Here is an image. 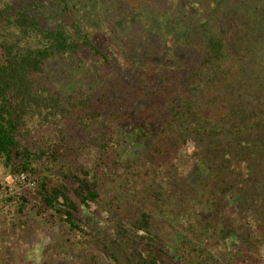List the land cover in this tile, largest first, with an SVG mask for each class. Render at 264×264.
Returning a JSON list of instances; mask_svg holds the SVG:
<instances>
[{"label":"trees","instance_id":"1","mask_svg":"<svg viewBox=\"0 0 264 264\" xmlns=\"http://www.w3.org/2000/svg\"><path fill=\"white\" fill-rule=\"evenodd\" d=\"M76 1L0 0V167L42 176L39 212L52 211L53 221L61 219L72 231L87 232L81 226L87 218L84 209L96 204L143 233L142 239L148 235L159 239L165 225L159 215L173 207L201 203L208 206L201 213V227L216 233L226 248L228 240L238 236L248 252L261 253L264 232L254 238L250 225L240 217H244L242 211L231 213L228 199L252 194L264 200V0H222L214 17L194 11L193 0L177 6L181 34L199 43L202 59L195 65L185 62L184 68L159 79H146L150 88L142 89L150 105L147 114L166 116L160 117V128L135 129L137 136L152 138V146L143 153L147 165L145 158L140 159L143 154L124 160L120 152L121 124L137 90L107 72L112 64L109 55L81 23ZM78 1L96 2L113 34L137 45L146 40L147 14L156 13L154 6L135 9L117 7L109 0L106 4L104 0ZM225 12L238 20L246 35L251 33L244 43L246 52L239 53L240 75L224 89L225 99H236L234 112L213 109L209 88L213 76L227 73V60L232 59L227 34L218 28L227 19ZM253 37H258L256 44ZM137 54L150 60L156 55L146 48ZM132 62L137 64L138 56ZM66 67L96 77L103 70L107 80L100 90L86 86L65 90L50 73ZM190 138L196 142L194 153L202 160L200 167L209 176L184 185L170 178L167 186L156 164L161 158L169 159L171 150ZM94 152L96 162L90 167L84 158ZM255 155L257 162L251 165ZM243 160L249 162L248 174L236 169ZM192 243L190 236L184 237L185 249ZM151 246L147 243L142 251L135 248L129 264H180L178 253L171 257L170 249L147 248ZM196 256L187 263L224 264L208 248L202 247ZM93 258L97 262V256Z\"/></svg>","mask_w":264,"mask_h":264},{"label":"rangeland","instance_id":"2","mask_svg":"<svg viewBox=\"0 0 264 264\" xmlns=\"http://www.w3.org/2000/svg\"><path fill=\"white\" fill-rule=\"evenodd\" d=\"M110 1H113L117 7L129 5L131 8L137 9L140 7L139 5L154 6L155 11L153 12H156L147 14L146 24L143 28V36L146 37V40L137 45L135 41L132 42L126 38L121 40L118 35L113 34L108 21L103 17V12L96 2L82 4L78 0L76 1L81 23L94 41L105 48L109 55L112 64H110L107 72L110 71L118 79H123L131 88L137 90L136 94L131 96L134 104L120 129L124 134L122 135L124 137L123 145L120 147L121 155L124 156V160L131 157L132 160H136L139 158H135L136 155L147 152L148 148L152 146V138L137 136L135 129L141 126L146 132L157 127V125L160 128V117H166L164 113L158 117L152 116V113L147 114L150 105L142 89L145 87L144 91L147 92L150 88L149 84L145 82L146 79H159L161 75L169 71L180 70L181 67L184 68L185 62L195 65L202 59L201 46L197 41L185 38L181 34L183 28L178 20L177 10L179 9L177 6L183 0ZM193 1L196 2L192 7L194 11H201L204 15L206 13L214 17L218 10L217 6L221 5L222 0ZM106 2L108 0H104L102 3L106 4ZM224 16L227 19L221 20L218 28L227 34V45L232 59L227 60L226 68L228 71L226 74L219 72V77L218 75L211 76L209 88H211L210 97H213L211 99L213 109L223 111L229 109L234 112L235 108L233 107L236 105V99H225L224 89L229 82L232 83L240 75V69L237 65L242 59H240L239 53L246 52L244 43L250 39L251 33L246 35L243 27L238 24V20L233 19L229 12H225ZM157 20L160 23H157ZM253 38L256 44L258 37ZM143 48L156 53L155 57L150 60L138 55L137 52ZM135 56H138V63L134 65L132 59ZM157 68H161L162 71L155 70ZM70 70L69 67L60 68V70L55 69L50 75L54 82L65 90L79 86L100 90L107 80V72H103V70H100L98 77L86 70L79 73ZM195 144L193 138H190L187 144H181L175 151L171 150L169 159L165 161L161 158L156 164L159 165L158 169H160L159 178L167 186L171 183L170 178H173L177 185H184L189 182L197 184L207 179L209 172H205L204 168L200 167L202 160L194 153ZM250 152L253 153L252 150ZM144 155L146 154L140 155V159L143 161L145 158L144 165H147L148 160ZM255 157L256 155L253 156L251 165L254 160L257 162V157ZM96 158L97 155L94 152L84 158V161L92 167L95 165ZM248 164V161L243 160L241 166L237 165L236 169H241L245 174H248L250 169ZM252 168L254 169V166ZM167 170H170L172 177L168 176ZM19 173L21 172L13 173L11 170L0 167V181H8V187H18L19 183H16L15 178ZM27 173L36 178L38 181L37 188L28 191L20 199L10 196L0 201V264H129V259L134 261L132 254L135 248L142 251L146 249L147 243L152 245L147 248L163 246L165 249H170L168 253L171 257L178 253L181 257L180 264H188L187 261L196 258L202 247L208 248L210 253L224 259V264H264V247L261 253L254 250L248 252L246 248H243L244 243L240 240L241 237L237 236L238 238L233 237L228 240V248H226L223 240L216 233L201 227V213L208 208L206 204L201 203L178 208L173 207L165 215H159L165 219L163 232L160 233L159 239L154 235H148L142 239L140 236L144 235L143 233L136 232L130 224L121 223L116 217L109 216L106 209L104 210L103 207L96 204L92 205L91 209H84V215L87 216L84 221L89 224L85 223L81 226L87 232L72 231L61 219L54 222L50 214L52 211L39 212L38 205L41 199L37 192L42 182V176H36L31 172ZM143 179H146L144 181L146 182L148 178ZM55 181L57 182L59 179ZM116 185L117 181L114 183V187ZM115 190L120 191L119 188H115ZM249 195L247 198L236 196L232 199L229 197L228 202L231 213L236 214L242 211L244 217H240L248 222L250 225L248 229L257 239L264 232V200H260V197L256 198L252 194ZM25 198L28 199V202H25ZM248 199H251V202H248ZM261 228L263 229L260 230ZM238 235L240 236V234ZM185 236H190L193 239L189 249L184 248L183 239ZM195 250L197 251L195 252ZM189 252L192 254H188ZM110 254L116 256L118 260H115ZM95 256H97V262L93 258Z\"/></svg>","mask_w":264,"mask_h":264},{"label":"built area","instance_id":"3","mask_svg":"<svg viewBox=\"0 0 264 264\" xmlns=\"http://www.w3.org/2000/svg\"><path fill=\"white\" fill-rule=\"evenodd\" d=\"M11 178V177H10ZM16 183L18 184L17 186L14 187H8L7 182L8 181H0V201L3 198H8V197H14L16 199H20L25 194L28 193V191H33L35 188H37L38 181L36 178L25 171L19 173V175L15 178Z\"/></svg>","mask_w":264,"mask_h":264}]
</instances>
